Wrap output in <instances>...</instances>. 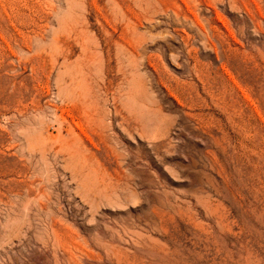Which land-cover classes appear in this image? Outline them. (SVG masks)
Segmentation results:
<instances>
[{"label": "rangeland", "instance_id": "obj_1", "mask_svg": "<svg viewBox=\"0 0 264 264\" xmlns=\"http://www.w3.org/2000/svg\"><path fill=\"white\" fill-rule=\"evenodd\" d=\"M0 264H264V0H0Z\"/></svg>", "mask_w": 264, "mask_h": 264}]
</instances>
